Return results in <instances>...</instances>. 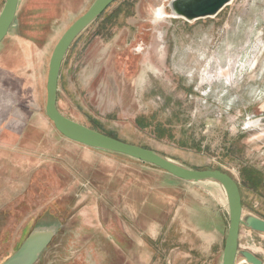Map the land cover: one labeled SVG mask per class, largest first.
Returning <instances> with one entry per match:
<instances>
[{"label":"rangeland","instance_id":"374dc122","mask_svg":"<svg viewBox=\"0 0 264 264\" xmlns=\"http://www.w3.org/2000/svg\"><path fill=\"white\" fill-rule=\"evenodd\" d=\"M93 1L19 0L0 43V263L34 229L56 227L35 264H221L228 205L216 185L71 141L45 114L51 52ZM170 1L114 0L90 22L64 55L56 106L230 174L242 202L235 264H250L243 251L264 262V233L246 224L264 220V0L190 21Z\"/></svg>","mask_w":264,"mask_h":264},{"label":"water","instance_id":"95a60500","mask_svg":"<svg viewBox=\"0 0 264 264\" xmlns=\"http://www.w3.org/2000/svg\"><path fill=\"white\" fill-rule=\"evenodd\" d=\"M19 0H5L0 10V43L13 26ZM114 0H94L89 8L64 31L56 42L48 62L46 78L45 114L54 128L65 138L86 146L119 153L154 165L166 173L189 182L213 179L224 187L228 205V228L224 240L221 264H235L238 247V234L242 221V202L238 183L234 178L219 169H191L178 164L161 154L130 144L99 131L91 129L64 116L56 106L57 83L64 55L74 38ZM231 0H171L169 8L175 16L194 20L216 15ZM264 121V119H263ZM246 224L254 231L264 233V220L249 217ZM56 227L34 229L19 247L0 264H35L53 239ZM250 264H264L249 251L242 252Z\"/></svg>","mask_w":264,"mask_h":264},{"label":"bare ground","instance_id":"6f19581e","mask_svg":"<svg viewBox=\"0 0 264 264\" xmlns=\"http://www.w3.org/2000/svg\"><path fill=\"white\" fill-rule=\"evenodd\" d=\"M14 27V26H13ZM12 27V28H13ZM199 182H208V183H211V184H214L216 185L224 194H225V191H224V187L221 185L220 182L216 181V180H213V179H209V180H202V181H199ZM205 184V183H204ZM226 197V195H225Z\"/></svg>","mask_w":264,"mask_h":264},{"label":"trees","instance_id":"16d2710c","mask_svg":"<svg viewBox=\"0 0 264 264\" xmlns=\"http://www.w3.org/2000/svg\"><path fill=\"white\" fill-rule=\"evenodd\" d=\"M136 124H137V126H139L141 128H145V127H148L149 126L148 124L147 125L146 124H143L142 121H140V120H136ZM157 130H158L157 127L154 128V132H158Z\"/></svg>","mask_w":264,"mask_h":264},{"label":"clouds","instance_id":"9594fccd","mask_svg":"<svg viewBox=\"0 0 264 264\" xmlns=\"http://www.w3.org/2000/svg\"><path fill=\"white\" fill-rule=\"evenodd\" d=\"M156 21H157V18L154 17V18H153V22H156Z\"/></svg>","mask_w":264,"mask_h":264},{"label":"flooded vegetation","instance_id":"af4514ba","mask_svg":"<svg viewBox=\"0 0 264 264\" xmlns=\"http://www.w3.org/2000/svg\"><path fill=\"white\" fill-rule=\"evenodd\" d=\"M158 14H160V10H157Z\"/></svg>","mask_w":264,"mask_h":264},{"label":"crops","instance_id":"0c3cea01","mask_svg":"<svg viewBox=\"0 0 264 264\" xmlns=\"http://www.w3.org/2000/svg\"><path fill=\"white\" fill-rule=\"evenodd\" d=\"M4 4V3H3Z\"/></svg>","mask_w":264,"mask_h":264}]
</instances>
